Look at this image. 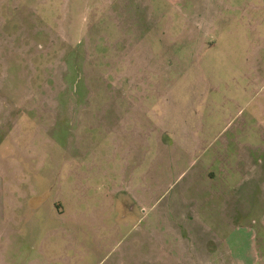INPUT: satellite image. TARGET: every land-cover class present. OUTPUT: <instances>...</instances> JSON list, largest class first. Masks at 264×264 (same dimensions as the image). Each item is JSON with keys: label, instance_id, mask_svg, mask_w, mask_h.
Here are the masks:
<instances>
[{"label": "rangeland", "instance_id": "obj_1", "mask_svg": "<svg viewBox=\"0 0 264 264\" xmlns=\"http://www.w3.org/2000/svg\"><path fill=\"white\" fill-rule=\"evenodd\" d=\"M261 27L264 0H0V264H264L263 205L215 194Z\"/></svg>", "mask_w": 264, "mask_h": 264}, {"label": "crops", "instance_id": "obj_2", "mask_svg": "<svg viewBox=\"0 0 264 264\" xmlns=\"http://www.w3.org/2000/svg\"><path fill=\"white\" fill-rule=\"evenodd\" d=\"M256 33L260 35L258 38L259 43L250 47V129L247 130L248 133L244 135L243 140L240 141L238 137H236L224 143V148L230 147L232 149L230 164V167H232L231 173L229 175L227 174L225 179L234 180L235 173L238 175L239 172H244L245 174L240 175L239 178L242 176L240 181L245 179L244 182L246 183L240 185L239 181L236 182L231 193H226L225 191L215 193L217 195L216 198H218V204L224 207L220 211L228 210L231 211L230 214L235 213L234 216L237 218V224L239 223V213L244 207H246L245 210L243 209L244 211L251 212L257 205L262 204L264 211V29L262 27L257 28ZM188 35L195 36L197 34L193 31L192 33L188 32ZM123 111V115L137 116V113L138 115L140 113V110L135 108H124ZM129 122L132 123V120H129ZM133 124L136 127L138 124H141V120L135 117ZM182 131L189 132L190 127L184 125ZM125 134L128 133L125 132ZM187 142L188 140H183L182 142L179 141L174 143L175 148H178L177 154L179 153V158L182 157L184 152V156L186 155V148H190L191 143ZM173 153L175 154V152ZM214 159L216 158L214 157L213 160ZM209 173H211V170L207 168L205 175H209ZM123 184L122 186H124ZM122 189L123 188H119V186L113 188L114 193L112 194L114 196L113 204L115 205V210L118 209V200L121 198L119 197L121 191H126V189ZM115 196H118L117 199ZM212 201L213 199L211 197L207 198V202L211 206ZM216 204L217 203L212 207ZM261 223H264V221H261ZM206 243H211V241H206ZM230 260L233 262L231 258Z\"/></svg>", "mask_w": 264, "mask_h": 264}]
</instances>
